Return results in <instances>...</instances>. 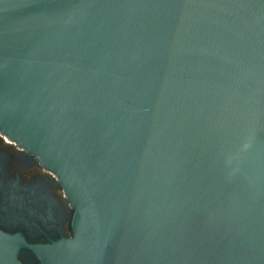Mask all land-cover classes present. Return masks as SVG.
Wrapping results in <instances>:
<instances>
[{
  "label": "water",
  "instance_id": "water-1",
  "mask_svg": "<svg viewBox=\"0 0 264 264\" xmlns=\"http://www.w3.org/2000/svg\"><path fill=\"white\" fill-rule=\"evenodd\" d=\"M0 129L75 209L0 264H264V0H0Z\"/></svg>",
  "mask_w": 264,
  "mask_h": 264
},
{
  "label": "flooded vegetation",
  "instance_id": "flooded-vegetation-1",
  "mask_svg": "<svg viewBox=\"0 0 264 264\" xmlns=\"http://www.w3.org/2000/svg\"><path fill=\"white\" fill-rule=\"evenodd\" d=\"M74 213L59 177L0 129V231L30 246H48L73 237ZM18 258L40 264L27 246Z\"/></svg>",
  "mask_w": 264,
  "mask_h": 264
}]
</instances>
